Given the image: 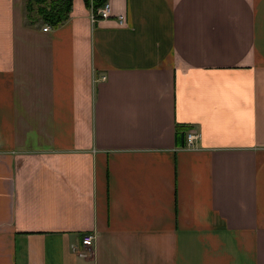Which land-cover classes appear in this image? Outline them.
Returning <instances> with one entry per match:
<instances>
[{"label":"crops","instance_id":"1","mask_svg":"<svg viewBox=\"0 0 264 264\" xmlns=\"http://www.w3.org/2000/svg\"><path fill=\"white\" fill-rule=\"evenodd\" d=\"M26 2L0 0V264H264V0L57 28Z\"/></svg>","mask_w":264,"mask_h":264},{"label":"trees","instance_id":"2","mask_svg":"<svg viewBox=\"0 0 264 264\" xmlns=\"http://www.w3.org/2000/svg\"><path fill=\"white\" fill-rule=\"evenodd\" d=\"M74 0H27L26 15L31 23L43 21L54 28L59 27L69 19ZM88 7L97 12L108 0H84ZM185 127L177 128V140L183 144Z\"/></svg>","mask_w":264,"mask_h":264},{"label":"built area","instance_id":"3","mask_svg":"<svg viewBox=\"0 0 264 264\" xmlns=\"http://www.w3.org/2000/svg\"><path fill=\"white\" fill-rule=\"evenodd\" d=\"M112 18V9L110 3H107L104 7L100 8L93 16V20L98 22L101 20H106ZM118 22L121 26L125 25L126 18L124 16H120L118 19ZM48 30V28H45V31ZM199 136L195 134L194 132H189L187 135V147L193 148L195 146V140L198 139ZM95 236L93 234H86L83 237V246L86 248H91L94 244Z\"/></svg>","mask_w":264,"mask_h":264},{"label":"bare ground","instance_id":"4","mask_svg":"<svg viewBox=\"0 0 264 264\" xmlns=\"http://www.w3.org/2000/svg\"><path fill=\"white\" fill-rule=\"evenodd\" d=\"M109 19H111V18H109ZM106 20H108V19H106Z\"/></svg>","mask_w":264,"mask_h":264}]
</instances>
